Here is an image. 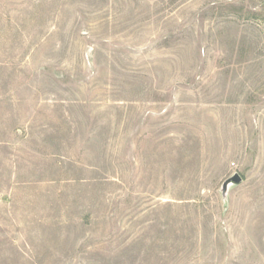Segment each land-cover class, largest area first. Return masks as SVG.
<instances>
[{
	"label": "rangeland",
	"instance_id": "rangeland-1",
	"mask_svg": "<svg viewBox=\"0 0 264 264\" xmlns=\"http://www.w3.org/2000/svg\"><path fill=\"white\" fill-rule=\"evenodd\" d=\"M0 264H264V0H0Z\"/></svg>",
	"mask_w": 264,
	"mask_h": 264
},
{
	"label": "water",
	"instance_id": "water-1",
	"mask_svg": "<svg viewBox=\"0 0 264 264\" xmlns=\"http://www.w3.org/2000/svg\"><path fill=\"white\" fill-rule=\"evenodd\" d=\"M242 180H243V177L238 172L234 173L232 176L227 178L224 181L223 186H222L223 195L224 196L227 195V192H228L231 185L241 183Z\"/></svg>",
	"mask_w": 264,
	"mask_h": 264
}]
</instances>
